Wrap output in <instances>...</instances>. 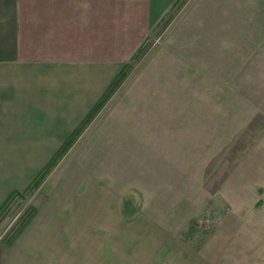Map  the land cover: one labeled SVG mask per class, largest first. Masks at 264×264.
<instances>
[{
    "label": "rangeland",
    "instance_id": "1",
    "mask_svg": "<svg viewBox=\"0 0 264 264\" xmlns=\"http://www.w3.org/2000/svg\"><path fill=\"white\" fill-rule=\"evenodd\" d=\"M153 18L75 143L0 212V264L63 159L101 198L44 264H264V0H172Z\"/></svg>",
    "mask_w": 264,
    "mask_h": 264
},
{
    "label": "crops",
    "instance_id": "2",
    "mask_svg": "<svg viewBox=\"0 0 264 264\" xmlns=\"http://www.w3.org/2000/svg\"><path fill=\"white\" fill-rule=\"evenodd\" d=\"M171 2L0 0V205L28 188L138 48L141 22ZM51 176L53 189L2 264L51 263L54 247L79 245L100 177L67 159Z\"/></svg>",
    "mask_w": 264,
    "mask_h": 264
},
{
    "label": "trees",
    "instance_id": "3",
    "mask_svg": "<svg viewBox=\"0 0 264 264\" xmlns=\"http://www.w3.org/2000/svg\"><path fill=\"white\" fill-rule=\"evenodd\" d=\"M125 67H122V69L118 72L116 77L112 80L110 85L106 88L102 96L99 98V100L92 106L86 117L82 120V122L71 132V134L68 136L65 143L61 146L59 150H57L52 157L49 159V161L45 164V166L38 172V174L35 176V178L32 180L30 185L28 186H35L38 185L40 180L43 178L44 175L47 174V172L53 167V165L56 163L58 158H60L68 149L71 142L74 140L76 136H78L83 129L84 125L90 120V118L93 116V114L101 107L104 100L107 98V96L114 90L115 86L119 83L120 79L123 76V71ZM27 188V189H28ZM22 192L13 191L9 194V196L2 202L0 205V212L4 209L5 205L8 203V201L13 197L14 195H21Z\"/></svg>",
    "mask_w": 264,
    "mask_h": 264
}]
</instances>
